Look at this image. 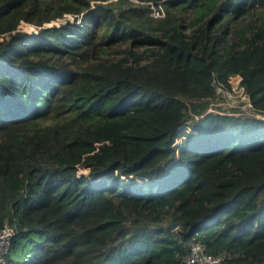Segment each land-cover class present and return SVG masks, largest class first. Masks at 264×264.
Segmentation results:
<instances>
[{
	"label": "trees",
	"instance_id": "trees-1",
	"mask_svg": "<svg viewBox=\"0 0 264 264\" xmlns=\"http://www.w3.org/2000/svg\"><path fill=\"white\" fill-rule=\"evenodd\" d=\"M261 8L0 0L1 264H183L192 241L264 264V117L196 120L236 73L264 116V17L243 22ZM92 112L112 118L97 142Z\"/></svg>",
	"mask_w": 264,
	"mask_h": 264
},
{
	"label": "built area",
	"instance_id": "built-area-1",
	"mask_svg": "<svg viewBox=\"0 0 264 264\" xmlns=\"http://www.w3.org/2000/svg\"><path fill=\"white\" fill-rule=\"evenodd\" d=\"M116 1V0H108ZM137 1V0H133ZM150 7V15L154 18L162 17L165 14L164 6L161 1L154 3L153 1L147 2ZM65 17L74 20L70 14H65ZM61 18L51 20L46 25L52 26L53 24H59ZM32 24V23H31ZM27 27H33L34 32H38V28L35 24L30 25L29 22L21 20L17 25L18 30L26 31ZM4 37L7 38V34H0V40ZM213 95L208 97L207 104L203 113L196 116V120H199L205 116V114L214 113H226L236 116H250L256 115L264 117L255 112L253 104L250 98V94L247 91L245 85L242 83V76L239 73L230 75L227 81L219 80L215 75L212 80ZM191 121H185L184 125L188 126ZM14 234V228L8 223L0 224V264L4 261L5 254L7 253L11 237ZM227 258H229V252L227 250H221L216 253H212L207 249V246L201 241H192L189 243L188 251L182 258L183 264H225Z\"/></svg>",
	"mask_w": 264,
	"mask_h": 264
},
{
	"label": "rangeland",
	"instance_id": "rangeland-1",
	"mask_svg": "<svg viewBox=\"0 0 264 264\" xmlns=\"http://www.w3.org/2000/svg\"><path fill=\"white\" fill-rule=\"evenodd\" d=\"M261 12L259 15H258V12ZM262 14V15H261ZM262 17H264V8H261L260 10H254L252 9L251 10V14L246 16V20H244L243 22H246V21H249V20H252V19H258L260 20ZM30 25H33L30 23ZM26 31L29 32V33H36L34 32L33 30V27H27L26 28ZM111 52V51H110ZM199 107L202 108L203 106L206 105V102L203 101V102H199ZM203 113V111H201V114ZM92 117L94 118V123L95 124H99V126L91 133V137L92 139H94L96 142L99 141V140H102V134L105 132V130L102 129V127L106 124H108L109 122L112 121V118L110 117V115L107 114V112L105 113V118L102 119V120H99L100 118V114L98 112H92ZM182 136L179 135L177 136L176 140H175V143L177 142H180ZM84 171H87L86 169H84ZM2 202H0L1 204ZM5 204V207H4V210H1L0 209V213H3L5 216H4V222H7V218L6 217V213L8 211V204L7 203H4Z\"/></svg>",
	"mask_w": 264,
	"mask_h": 264
},
{
	"label": "water",
	"instance_id": "water-1",
	"mask_svg": "<svg viewBox=\"0 0 264 264\" xmlns=\"http://www.w3.org/2000/svg\"><path fill=\"white\" fill-rule=\"evenodd\" d=\"M177 224L176 223H169V226L175 227Z\"/></svg>",
	"mask_w": 264,
	"mask_h": 264
}]
</instances>
